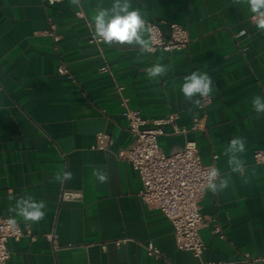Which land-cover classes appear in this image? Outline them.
Listing matches in <instances>:
<instances>
[{
  "label": "crops",
  "instance_id": "0c3cea01",
  "mask_svg": "<svg viewBox=\"0 0 264 264\" xmlns=\"http://www.w3.org/2000/svg\"><path fill=\"white\" fill-rule=\"evenodd\" d=\"M113 2L84 0L83 6L94 24L96 10ZM130 4L165 34L170 22L186 27L187 47L151 53L115 42L97 47L71 0H0V217L36 235L9 240L7 264H198L177 248L172 223L143 203L138 173L117 157L134 141L122 115L126 106L140 112L147 127L175 114L173 124L163 125L161 149L174 154L194 141L202 163H214L216 155L221 178L229 179L227 189L207 187L200 201L202 260L228 264L245 254L264 255V165L254 160L255 151L264 150V113L252 106L255 96L264 98V30L246 0ZM105 62L110 73L101 70ZM60 63L73 78L58 73ZM154 64L166 73L150 78ZM194 71L212 78L205 110L181 91ZM195 118L201 129L193 130ZM98 132L111 136L107 150L93 149ZM238 137L245 141L238 154L243 167L233 172L225 151ZM97 169L106 182L96 179ZM65 172L73 178L54 179ZM64 189L81 192L82 199L62 201ZM21 197L43 201L45 217L32 222L17 216L12 209ZM51 232L56 248L44 236ZM150 242L159 255L148 253Z\"/></svg>",
  "mask_w": 264,
  "mask_h": 264
},
{
  "label": "built area",
  "instance_id": "2783aa9c",
  "mask_svg": "<svg viewBox=\"0 0 264 264\" xmlns=\"http://www.w3.org/2000/svg\"><path fill=\"white\" fill-rule=\"evenodd\" d=\"M55 0H47L53 3ZM83 1L76 5L75 17L82 21L88 29V41L94 46L100 47L102 41L94 37V24L89 19L83 6ZM152 27L155 39L152 43L153 51L163 50L173 52L182 50L190 42L188 30L183 25L170 22L169 32L165 34L159 23L148 21ZM52 31V30H51ZM55 40L58 36L52 33ZM239 35H235L238 37ZM102 72L110 73V68L105 62ZM59 74L73 78L71 70L65 64L60 63L57 69ZM212 102V95L201 97L199 108L205 110ZM124 105L126 106L125 102ZM122 115L127 120V128L133 135L134 141L129 148L121 149L117 157L128 162L138 173L141 181L139 196L143 203L149 208L159 210L172 223L174 227L175 243L178 249L189 252L199 259L198 264H224V262H205L202 254L205 249L200 230L205 225L204 216L201 213L200 201L207 188V172L216 166L215 162L210 165L202 163L197 145L194 141L186 143L183 150L174 154L165 153L159 145V137L165 134L163 125L173 124L176 116L169 114L163 119L154 120L155 127H147V120L140 112L129 109L127 106ZM200 119L195 118L193 130L201 129ZM175 132L180 133L175 126ZM112 142V138L105 132H98L95 136L93 149L107 150ZM254 160L257 164L264 165V150H256ZM82 199V193L77 190L64 189L61 200L65 202H75ZM10 217H0V264H7L10 252L8 241H19L22 238L35 239L30 230L25 231L17 222L15 225L9 223ZM214 232L221 234V228L216 225ZM46 239L57 247V235L54 232L44 235ZM221 237L223 235L221 234ZM105 247V245L103 246ZM147 251L150 255H159V250L152 242L148 243ZM264 261L262 256H250L245 254L242 259L228 264H257Z\"/></svg>",
  "mask_w": 264,
  "mask_h": 264
},
{
  "label": "clouds",
  "instance_id": "9594fccd",
  "mask_svg": "<svg viewBox=\"0 0 264 264\" xmlns=\"http://www.w3.org/2000/svg\"><path fill=\"white\" fill-rule=\"evenodd\" d=\"M73 4H79L80 0H71ZM239 3L240 0H237ZM250 6V10L255 15L253 20L257 28L264 30V0H246ZM94 22V37L109 46L113 42L118 45H130L139 48L142 53H151L153 51L152 43L155 39L152 34L153 29L147 24V21L142 18L138 9L131 8L130 0H114L111 7H101L96 10L93 16ZM243 34V33H242ZM167 69L161 64H154L147 69V74L150 78H156L166 73ZM181 91L185 98L191 100L193 105L201 103L199 97H208L212 91V78L207 73L192 72L184 78V83ZM252 106L257 113H264V98L255 96L252 100ZM245 152V141L243 138H236L230 141L225 154L229 156L228 164L233 172L241 171L243 167V160L239 158L238 154ZM96 179L100 183L108 180V176L103 171L97 169L95 171ZM73 174L65 172L61 176L57 174L54 179L63 183L66 180H71ZM207 187L213 193L218 190L227 189L229 186V179L221 178L220 170L213 167L207 174ZM219 180V183H217ZM46 205L43 201L37 202L31 197H21L16 202V207L12 209L17 216L22 217L25 221L39 222L45 217ZM11 225L16 224L14 218H10Z\"/></svg>",
  "mask_w": 264,
  "mask_h": 264
}]
</instances>
